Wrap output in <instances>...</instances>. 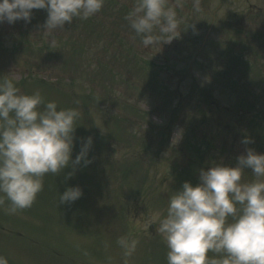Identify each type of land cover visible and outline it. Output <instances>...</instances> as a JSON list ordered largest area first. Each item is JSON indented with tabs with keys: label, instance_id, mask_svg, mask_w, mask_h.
I'll use <instances>...</instances> for the list:
<instances>
[{
	"label": "rangeland",
	"instance_id": "obj_1",
	"mask_svg": "<svg viewBox=\"0 0 264 264\" xmlns=\"http://www.w3.org/2000/svg\"><path fill=\"white\" fill-rule=\"evenodd\" d=\"M132 4L105 0L51 36L40 33L45 9L30 23L0 22V78L79 112L73 159L94 141L91 162L46 174L31 207L9 214L0 204L8 264H167L150 217L166 215L170 194L249 148L264 153V58L243 39L251 4L264 0H200L198 13L184 0L177 37L147 48L124 19ZM69 186L82 195L60 202ZM120 237L137 242L132 256Z\"/></svg>",
	"mask_w": 264,
	"mask_h": 264
},
{
	"label": "clouds",
	"instance_id": "obj_2",
	"mask_svg": "<svg viewBox=\"0 0 264 264\" xmlns=\"http://www.w3.org/2000/svg\"><path fill=\"white\" fill-rule=\"evenodd\" d=\"M104 3L0 0V22L30 23L34 10L45 9L40 33L51 36L66 23L95 16ZM183 7L184 0H175L174 5L168 0H133L124 19L147 48L177 37V9ZM193 9L201 10L200 0H193ZM78 118L76 109L45 101L39 91L21 92L12 78H0V204L9 202V214L33 205L46 174L91 162V136L73 159ZM247 169L251 179H244ZM81 195L79 186H69L60 193V202L70 203ZM150 220L166 242L167 264H264V153L249 148L235 165L216 163L201 169L199 183L185 181L168 197L166 215ZM117 242L125 257L133 255L135 240L120 237ZM0 264L8 262L0 256Z\"/></svg>",
	"mask_w": 264,
	"mask_h": 264
},
{
	"label": "flooded vegetation",
	"instance_id": "obj_3",
	"mask_svg": "<svg viewBox=\"0 0 264 264\" xmlns=\"http://www.w3.org/2000/svg\"><path fill=\"white\" fill-rule=\"evenodd\" d=\"M251 13L250 39L259 57L264 58V8L253 7ZM259 22H261L259 24ZM252 24L254 28L252 29ZM255 54V51H254Z\"/></svg>",
	"mask_w": 264,
	"mask_h": 264
}]
</instances>
